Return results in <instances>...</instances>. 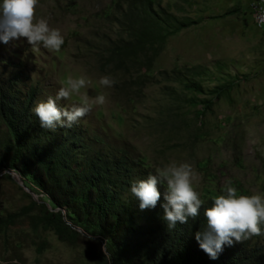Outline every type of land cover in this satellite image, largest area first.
<instances>
[{"label": "rangeland", "instance_id": "obj_1", "mask_svg": "<svg viewBox=\"0 0 264 264\" xmlns=\"http://www.w3.org/2000/svg\"><path fill=\"white\" fill-rule=\"evenodd\" d=\"M114 1L38 0L34 20L46 18L64 43L58 51L31 47L24 38L0 43V59L11 64L0 65V76L16 72L20 64L30 80L24 81L25 88L37 89L34 105L54 97L69 78L85 76V87L57 103L66 107L88 99L90 111L72 128L89 141L140 159L154 173L173 161L190 163L199 198L219 194L225 181L246 195L264 193V28L255 24L253 0H188V15L206 19L168 38L148 73L157 81L144 85V72L129 79L117 75L111 76L116 83L105 88L98 79L108 73L98 71L93 55L113 32L104 18ZM192 66L203 69L199 99H210V90L225 87L202 117L197 114L201 106L172 108L161 89L169 84L158 77ZM98 93L106 98L103 105L92 103ZM10 175L19 186L20 177ZM20 188L38 203L36 195ZM27 202L12 184L0 188V215ZM81 256L79 246L61 243L50 231L35 236L23 222L0 236V264H82Z\"/></svg>", "mask_w": 264, "mask_h": 264}, {"label": "trees", "instance_id": "obj_2", "mask_svg": "<svg viewBox=\"0 0 264 264\" xmlns=\"http://www.w3.org/2000/svg\"><path fill=\"white\" fill-rule=\"evenodd\" d=\"M188 2L115 0L104 18L113 32L93 55L98 71L124 79L144 72V85L157 81L148 73L168 38L206 19L188 15ZM4 64L11 65L0 59ZM14 68L16 72L0 76V188L10 183L28 202L0 215V236L18 222L35 236L50 231L61 243L82 249V264H264V230L225 246L216 260L199 248L193 234L205 226L204 209L215 194L200 198L195 219L172 229L160 219V201L154 209L140 211L130 183L154 172L140 159L89 141L76 128L41 129L31 111L37 89L25 88L29 78L20 64ZM202 75L198 66L159 72L169 84L161 88L169 105L177 110L201 106L200 117L209 112L225 87L210 90V99H199ZM10 173L20 177L38 203L21 192ZM164 187L158 186L161 193Z\"/></svg>", "mask_w": 264, "mask_h": 264}, {"label": "clouds", "instance_id": "obj_3", "mask_svg": "<svg viewBox=\"0 0 264 264\" xmlns=\"http://www.w3.org/2000/svg\"><path fill=\"white\" fill-rule=\"evenodd\" d=\"M38 0H0V43L24 38L31 47L42 46L58 51L64 37L57 28H52L46 18L34 20ZM89 81L85 76L69 78L66 86L59 87L55 96L37 101L31 111L39 121L41 129L54 132L58 127L71 128L90 111L92 104L87 98L66 107L58 101H67L70 94L77 93ZM116 81L111 75H101L98 84L111 88ZM105 96L98 93L92 103L103 105ZM196 173L188 162H170L145 179L130 183L129 192L137 200L140 211L154 209L160 201L162 216L168 229L177 222L187 223L195 219L203 201L194 189ZM158 186H165L163 193ZM162 196V200H161ZM205 226L193 235L199 248L209 259L216 260L225 246L259 235L264 230V193L237 194L231 181H225L219 194L212 199L210 207L204 209Z\"/></svg>", "mask_w": 264, "mask_h": 264}, {"label": "built area", "instance_id": "obj_4", "mask_svg": "<svg viewBox=\"0 0 264 264\" xmlns=\"http://www.w3.org/2000/svg\"><path fill=\"white\" fill-rule=\"evenodd\" d=\"M253 13L257 19V24H260L262 28H264V8L261 5V2L253 0Z\"/></svg>", "mask_w": 264, "mask_h": 264}, {"label": "bare ground", "instance_id": "obj_5", "mask_svg": "<svg viewBox=\"0 0 264 264\" xmlns=\"http://www.w3.org/2000/svg\"><path fill=\"white\" fill-rule=\"evenodd\" d=\"M258 2H261V5L263 6L264 8V0H256ZM254 19H255V24L259 27V28H262V26L260 24H257V19L255 18V14H254ZM263 34H264V29H263Z\"/></svg>", "mask_w": 264, "mask_h": 264}, {"label": "water", "instance_id": "obj_6", "mask_svg": "<svg viewBox=\"0 0 264 264\" xmlns=\"http://www.w3.org/2000/svg\"><path fill=\"white\" fill-rule=\"evenodd\" d=\"M12 176V175H11ZM18 183V182H17ZM18 185L20 186V187H22L24 190H27L24 186H23V184H22V182L20 183H18Z\"/></svg>", "mask_w": 264, "mask_h": 264}]
</instances>
